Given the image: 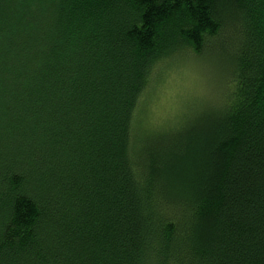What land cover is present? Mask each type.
<instances>
[{
  "label": "trees",
  "instance_id": "16d2710c",
  "mask_svg": "<svg viewBox=\"0 0 264 264\" xmlns=\"http://www.w3.org/2000/svg\"><path fill=\"white\" fill-rule=\"evenodd\" d=\"M0 264H264V0H0Z\"/></svg>",
  "mask_w": 264,
  "mask_h": 264
},
{
  "label": "rangeland",
  "instance_id": "374dc122",
  "mask_svg": "<svg viewBox=\"0 0 264 264\" xmlns=\"http://www.w3.org/2000/svg\"><path fill=\"white\" fill-rule=\"evenodd\" d=\"M193 62V67L188 70L186 62H182L180 66H164L163 73L156 78L158 80L154 81L153 85L150 84V87L162 86L165 89L158 94V103L152 102L148 108H145L143 120L147 126L153 129L167 128L186 113L192 114L197 109V105L193 101L195 92L211 91L212 72L208 69L207 63L201 59L193 60ZM180 73L184 76L180 77L182 81H179ZM166 82H168L166 86L170 82L172 83L166 87L164 86ZM145 104V97L139 100V107L143 108L146 106ZM146 136V134H141L139 138L142 139Z\"/></svg>",
  "mask_w": 264,
  "mask_h": 264
}]
</instances>
